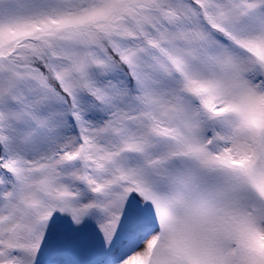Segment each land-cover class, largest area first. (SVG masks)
I'll use <instances>...</instances> for the list:
<instances>
[{
	"label": "snow or ice",
	"instance_id": "1",
	"mask_svg": "<svg viewBox=\"0 0 264 264\" xmlns=\"http://www.w3.org/2000/svg\"><path fill=\"white\" fill-rule=\"evenodd\" d=\"M0 264H264V0H0Z\"/></svg>",
	"mask_w": 264,
	"mask_h": 264
}]
</instances>
